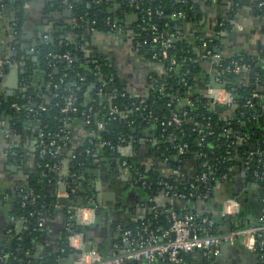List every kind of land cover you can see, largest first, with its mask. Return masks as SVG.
I'll return each mask as SVG.
<instances>
[{
    "label": "trees",
    "instance_id": "trees-1",
    "mask_svg": "<svg viewBox=\"0 0 264 264\" xmlns=\"http://www.w3.org/2000/svg\"><path fill=\"white\" fill-rule=\"evenodd\" d=\"M79 1H56L57 5L63 4L71 7L72 19H75V29L70 31V34L74 40L70 41L66 38L67 35L56 36L52 40L49 39L36 46L34 52L38 60L37 68L42 73L45 84L49 85L51 93H53V86L57 85V98H50L48 101L40 98L38 94L42 91L38 92L35 85L32 84L30 61L24 56L23 61L19 62L23 55L17 46L11 56L0 55L1 58L9 59L24 71V73H20L18 79L22 91L13 96H7L0 92V123L9 119L10 137L20 134L24 123L33 121L39 126L37 133L42 131L45 139H54L56 142L62 143L65 134L64 124L67 121H64V116L58 108L54 107V104L62 105L60 97L67 94L72 81L75 80L78 83L80 78L83 81L79 82V91L75 93L78 111L90 107L99 113L97 118H91L89 125L84 124L89 132L90 140L93 139L92 143L87 142L85 146L73 151L70 142H68L67 150L57 160H52L47 156L40 159L36 150V172L30 177L25 189L16 193L10 202L11 217L14 220H23L25 228L17 236L12 237L9 250L0 248L3 256L0 264H15L14 261L17 258H19L18 260L21 258L22 264L33 263L24 255L34 244L37 245L45 240V225L42 228H37L38 218L43 217L46 223L55 210V205H53L55 198L50 197L44 188L51 189L50 192L53 195L56 182L64 180L73 203L84 197L85 195L81 191L85 190V181L73 182L70 175L84 174L86 168L92 163L91 158L96 147H100L99 143L102 141L115 147L113 151L109 149V146L102 147L103 155L112 161H126L131 166V172L137 170L144 178V186L134 187L142 192L148 202V208L154 206L155 201L161 196L165 182L175 186L177 192L189 189L191 179L189 176L174 177L169 173L178 166L179 172L182 173L184 165L192 163L194 169L191 176L193 174V176L199 177L205 174L207 183L214 188L220 184L217 182L223 175L228 178L224 185L228 184L238 159L243 157L245 151L254 149L255 152H260L261 156L258 158L262 159L261 163H256L258 158L255 156L251 168L244 173V183L250 189L247 193L248 196L239 202L240 211L236 217L237 228L254 225L255 219L264 214V51L255 54L240 51L234 56L225 55L223 54V41L227 35L232 33L231 21L234 17L232 11H237L244 4L254 7L261 1L249 5L244 0H232L233 4L229 6L231 12L220 16L215 24L214 32H218V34H215L213 38L204 34L199 36L193 44L179 36L167 51L166 59L160 57L161 48L153 45L149 40L151 32L147 29L151 25H155L157 32L165 34L180 32L179 26L182 24H198L205 14L206 7L201 0H185L184 2L179 0H135L140 7L139 11L128 6L129 0H119L121 7L116 11L109 9L106 0H101L100 3H95V0H81L82 3ZM262 2L264 3V1ZM222 4L223 0H217L215 5L219 7ZM20 6L21 0H0V9L12 13L8 17V33H15L16 36L19 34L20 27V15L18 14ZM147 11L151 12L150 19L145 16ZM254 12L264 16V7L261 8V11ZM174 13H181L184 18L174 20L172 18ZM131 15L136 16L133 23L130 19ZM129 20L132 27L127 30L123 22ZM116 24L122 25L124 31L130 34L133 45L136 43L141 45L138 48L139 56L158 68L156 72L152 73L149 80L150 88L142 96L134 97L124 89L116 71L103 56L87 59L81 50V37L84 31L107 34ZM209 38L212 39L210 43L208 42ZM202 41L207 44L206 50L222 55L223 69L231 66V62H236L240 67H246L247 71L237 74L224 72L221 75L220 69L215 67L213 74L204 73V62L198 60ZM66 53L70 55L72 61L70 64L62 60L56 62L52 57ZM153 56H156V59H153ZM172 60L175 61L174 65L170 64ZM9 68L10 65L5 66L3 76L8 73ZM214 76L220 77L224 82L225 89L232 93L234 104L230 108L213 105L211 99L204 93L205 89L211 86ZM60 78L63 79L61 85L59 84ZM98 92L100 95H97ZM254 92L262 95L263 99L251 98ZM247 101L251 106L246 105ZM27 103L32 107L43 106L46 110L37 112L36 116L27 115L25 109ZM13 104L18 105L20 110H14ZM112 108L122 112L123 118L107 120L106 115ZM172 113H176L180 117L181 125L163 129L160 123L168 120ZM69 117L72 120H80L79 115H70ZM99 121L105 123L103 130L96 128V122ZM2 129L3 127L0 125V133ZM133 129H135L134 133ZM148 129L152 130L154 133L152 135L158 140L156 147H152L156 159L161 161L165 156L168 158L164 166L168 171L166 175L159 171V165L152 164L149 167H141L133 163L130 158H121L118 154L120 147L135 140L139 136V132ZM47 134H49L48 137ZM160 134L172 136L173 141L169 143L168 138L160 137ZM234 134L243 136L242 145L236 143ZM184 145L185 148L181 154L174 149V147H183ZM87 149L91 150L88 155L86 154ZM10 151H13L14 159L18 160L19 156L14 144ZM67 154L69 161L66 163V169H68L69 176L65 171L62 174L63 177L61 170ZM200 155H204V157H200ZM54 163L60 166L59 170L51 168ZM45 165L48 166L45 167ZM254 171L262 175V180L255 179ZM194 187L198 191L204 189V185L200 182H195ZM28 192L37 196L33 203L29 201L23 203L21 200V197ZM168 209V204L164 207L149 208L143 222L151 223L153 229L166 230L169 227ZM174 209L176 210V208ZM138 225L140 222L123 228V230ZM70 229L73 232L85 230L78 225H74L73 228L70 226ZM198 233L203 232L199 230ZM69 235L68 232L64 233L56 248L51 247L49 256L38 264H49L58 255L69 256L71 252L67 246ZM118 245L119 251L124 248L120 242ZM256 255L259 264L262 263L264 248L258 249Z\"/></svg>",
    "mask_w": 264,
    "mask_h": 264
},
{
    "label": "crops",
    "instance_id": "crops-1",
    "mask_svg": "<svg viewBox=\"0 0 264 264\" xmlns=\"http://www.w3.org/2000/svg\"><path fill=\"white\" fill-rule=\"evenodd\" d=\"M56 1L21 0V6L18 10L20 27L17 36L13 35L12 32L8 33V17L12 14H10V11L5 10L2 12V20L0 22V47H2L0 55L3 57L11 56L14 53V48L18 47L19 52L23 55L22 57L24 58L25 56L30 61L32 84L35 85L38 92L42 91L38 95L44 101L50 99L51 93L49 85L45 84L43 75L37 68L38 60L32 50L35 51L36 46L42 43V38L45 35L51 40L56 36L61 37L62 35H67L66 38L70 41L74 40L70 31L75 29V25L72 19L63 17V11L69 9L70 6L57 5ZM244 1L250 5V3L264 0ZM224 2L219 7L211 5L208 10L205 9V14L198 24L187 23L179 26L181 38L193 44L199 36L204 34L212 36L218 18L231 12L230 4ZM106 3L112 11L119 10L121 7L119 0H106ZM232 14L234 16L231 21L232 33L227 35L223 41V54L234 56L240 51H247L250 54L264 51V16L251 11L248 4L242 5L237 11H232ZM130 19H132L131 22L133 23V15H131ZM131 22L130 20L123 22L127 30L132 27ZM128 25H131V27L128 28ZM62 26L65 27L64 32H57V28ZM52 32L57 33L52 35ZM81 41V50L85 56L91 55L96 48L106 51L103 57L116 71L124 89L129 94L138 97L148 91L150 88L148 83L152 73L156 72L158 68L153 63L139 56L138 51L133 47L130 34L124 31L123 26L119 33L101 34L84 31ZM203 62L204 73L213 74L216 67L215 63L210 60ZM16 69H20V67L16 65L10 67L8 73L3 77L0 83L1 93L15 95L22 91L18 84L19 82H16V78L11 74ZM20 73L18 74V79ZM204 93H206V89ZM64 126V138H66L67 143L70 142L73 151L90 142L89 132L80 120L68 121ZM2 127L3 129L0 133V248L9 250V243L12 237L17 236L25 228L23 220H14L11 217L10 202L16 193L25 189L30 177L36 172V134L39 126L33 121L24 123L22 132L15 135V137H10L9 119H6ZM133 130L135 132V129ZM152 134L154 133L150 129L139 132V136L135 140L119 148L118 154L121 158H130L133 163L141 167H149L152 164L159 165V171L166 175L168 171L164 168L165 165L154 156L151 143ZM12 144L17 149L18 160H15L10 155L9 148L12 147ZM91 159L92 163L86 170H95L97 174H87L86 170L84 171V189L93 191L88 193V197L102 196L100 199V204L102 205L100 210L95 212L94 223L87 226L90 229L81 231V233L86 251L94 250L103 257H109L119 251V242L123 244V228L143 222L149 208L164 207L167 203L164 197L159 196L153 204L154 206L148 208V202L142 192L131 184L125 167L119 161H112L103 155L102 147H96ZM67 161H69L68 154L62 165L61 176H63L62 174L65 171L66 175H68V169H66ZM241 168V162H238L232 171L228 184L225 183L224 185V182H221L212 192L209 202H192L187 207L178 206L174 210L175 207L170 206V209L178 216L192 214L196 218H209L214 225L211 230L207 229L206 232L208 233L228 231L230 229V220L225 221L220 213L223 200L232 196L233 192H237L239 196L246 191L249 192L248 186L244 183V174ZM193 169L192 163L184 165L181 170V176H191ZM57 185H55L53 195L50 192L51 189L44 188V191L50 194V197L55 198V193L58 191ZM52 187L54 188V185ZM111 192L115 196L113 199H109L108 202L103 196ZM107 203L109 204L107 205ZM54 208L52 217L44 224L45 240L37 245L34 244L25 253L24 257L32 261L41 262L47 257L44 254L48 253L49 256L51 247L55 249L60 243L63 234L67 232V227L70 228V226L76 225L72 215L64 211V208H61L58 204H55ZM258 219H255L256 223ZM200 230L204 232L205 228L203 227ZM75 252L77 251L71 250L69 256L58 255L49 264H73L79 255L76 256ZM214 255L215 259L212 262H210L211 260L208 257H203V263L259 264L256 253L246 249L241 242L237 245L234 243L223 244ZM34 256L38 257L34 258ZM18 259L14 263L22 264L21 258L20 260ZM181 259L182 264H201L199 255L193 252L186 253ZM125 264L164 263L160 261L148 263L145 260H140L126 262Z\"/></svg>",
    "mask_w": 264,
    "mask_h": 264
},
{
    "label": "built area",
    "instance_id": "built-area-1",
    "mask_svg": "<svg viewBox=\"0 0 264 264\" xmlns=\"http://www.w3.org/2000/svg\"><path fill=\"white\" fill-rule=\"evenodd\" d=\"M180 2H184L185 0H179ZM225 3L230 5L233 4L232 0H224ZM223 1V2H224ZM101 0H95V3H100ZM201 2L206 5V7H210L211 5H215L217 0H201ZM128 6L132 9L139 11V5L135 2V0H129ZM238 6V4H236ZM264 7L263 2H259L256 6L249 8L251 11H261V8ZM71 9V7L69 8ZM2 9H0V22L2 20ZM151 12H146L147 19H150ZM174 20L183 19V15L181 13H174L172 15ZM73 24L75 25V19H72ZM122 25H113L110 33H119L121 32ZM151 32V37H149L151 43L155 46H159L161 48L160 57L162 59L167 58V51L172 47L173 42L180 36V32H173V33H159L155 25H151L148 28ZM15 33H13L14 35ZM218 34V32H214L211 36ZM209 38L208 42H212V39ZM43 43L49 40L47 35L43 36ZM203 42V41H202ZM206 43H202L200 47V52L198 56V60L205 61L210 60L215 63L216 68L220 69V74L222 75L224 72L229 73H240L247 71V68H242L237 65L236 62H231V66L222 68L221 61L222 55L218 52H213L211 50H206ZM136 51L141 46L140 44L136 43L133 45ZM102 51V54L98 52H93L91 55L86 56L87 59L93 58L95 56H103L106 54L104 49H99ZM34 53L35 51L32 50ZM56 62L60 60L66 61L70 64L71 58L68 53L64 55H54L52 56ZM153 59H156V56H153ZM23 61V57H20L19 62ZM171 65L175 64V61L172 60L170 62ZM10 65V67L16 65L12 63L9 59H3L0 57V83L3 79V71L5 70V66ZM17 66V65H16ZM97 68V67H96ZM83 81L82 78L79 79V82ZM214 84L217 85H224L222 79L218 76H215L212 80ZM79 82L77 83L75 80L70 83V88L67 91V94L60 97L62 99V105L58 103L54 104V107L59 109V112L64 116V121L68 122L71 121L70 115H79V119L85 125H89L91 123V118H97L98 112L92 110V108L84 109L82 111H78L76 102L77 97L75 93L79 91L80 85ZM63 83V79H59V84ZM225 86V85H224ZM57 85L53 86V93H51L50 98H57L58 93L56 92ZM189 94V93H187ZM97 95H100L98 92ZM206 95L211 99L212 104L215 106H225L230 108L234 104V99L232 93L228 92L225 87L224 88H215L213 84L206 88ZM251 98L262 100L263 96L258 93H252ZM188 103V101H187ZM247 106H251L250 102H246ZM30 106L29 103L26 104V112L27 115L36 116L37 112H44L46 109L43 106ZM14 110L19 111L20 107L16 104L12 105ZM107 120H115V119H122L123 113L119 112L117 109L112 108L107 113ZM156 121V120H154ZM182 121L180 117L176 113H172L170 118L164 122L160 123V126L164 128H171V127H179ZM0 123V125H2ZM105 123L102 121L96 122V128L98 130H103ZM163 131V130H162ZM47 137L49 134L46 135ZM160 137L168 138L169 143L173 141L172 136H165L164 134H160ZM234 138L237 144L242 145L244 142L243 136H239L238 134H234ZM93 140V139H92ZM90 140L89 143H92ZM151 143L152 146L156 147L158 143L155 136L151 135ZM202 140V139H201ZM200 140V141H201ZM67 141L64 138L62 143L56 142L54 139H45V135L42 131H39L36 134V150L38 151L39 158L42 159L44 157H48L52 160H57L61 154L67 150ZM100 147L109 146L111 151L114 150V146H111L108 142H100ZM11 148V147H10ZM9 148V149H10ZM183 147H174L179 154L183 153ZM91 150H86V154H90ZM158 152V147H157ZM229 153L228 151L226 152ZM10 155L14 156L13 151H10ZM258 158L261 156L260 152H255L254 149H250L249 151H245L243 153V157L238 159V162H241L243 174L251 168V163L254 157ZM200 157H204V155H200ZM162 164L165 165L168 161V158L165 156L161 160ZM262 159H256V163H261ZM122 164L123 167L127 170L131 184L134 186H144L145 181L144 178L139 174L137 170L131 172V166L127 164L126 161L119 162ZM48 165H45L47 167ZM53 170H59L60 166L57 163H54L51 167ZM179 166L169 171L170 175L174 177H183L179 172ZM192 173V171H191ZM69 176V173H68ZM253 176L256 180H262V175H259L256 171L253 172ZM73 182H83L84 178L83 175H70ZM189 182V189L184 192H177L175 186H171L168 183H163V191L161 192V196L164 197L166 203L169 206L167 210L168 216L167 220L169 223V227L166 230H158L157 228H151V223L149 222H141L140 225L135 226L133 228H129L126 230H122V242L124 244V248L115 254L109 257H103L98 254L94 250H85V244L83 242V237L81 232H73L69 227H67V232L70 234L67 237V246L73 250L79 252L78 257L76 258L73 264H125L126 262L130 261H140L145 260L148 263H152L154 261H160L164 264H182L181 254L189 253L193 251L199 252L203 257L207 258L209 254L217 253L219 247L223 244H232L236 242H241V244L248 249L256 253L258 249L264 248V214L260 215L258 219V223L254 225H250L244 228H237L236 224V217L240 211V203L235 198H226L223 200L221 204V216L225 217L228 216L230 218V229L223 233L217 232H206L207 229L211 230L213 228V222L207 219H200L197 220L194 215L187 214L185 216H178L173 210L170 209V206L174 205L175 201L179 202H186L188 204L192 202H202L207 203L210 200V196L212 192L217 187H212L210 184L207 183V178L205 174L200 175L199 177L192 176L190 177ZM227 176L223 175L218 179L217 184L221 182H225L227 180ZM192 180V181H191ZM59 182V183H58ZM195 182H200L204 185L203 191H198L194 187ZM58 183V185H57ZM58 191L55 193V204L64 208L66 212L71 214L72 211L75 212L74 221L78 222V226L84 227L94 223L95 221V212L96 208L92 207H84V206H76V203H73L70 199V194L67 189V183L62 180H58L56 184ZM64 186V187H63ZM248 186V185H247ZM255 186V185H254ZM249 188V186H248ZM63 189H65L63 191ZM250 189V188H249ZM57 190V189H56ZM73 192V190H72ZM88 197V196H87ZM37 196L32 195L31 192L24 194L21 197L22 202L29 201L33 203ZM62 200V201H61ZM79 200V199H78ZM77 202V201H76ZM175 210V209H174ZM181 217L182 219L179 221L178 218ZM45 224V219L43 217H39L37 221V228H42ZM205 228L204 232L199 234L198 231L202 228ZM72 228V226H71ZM3 258L0 252V260ZM264 264V259L262 263Z\"/></svg>",
    "mask_w": 264,
    "mask_h": 264
},
{
    "label": "water",
    "instance_id": "water-1",
    "mask_svg": "<svg viewBox=\"0 0 264 264\" xmlns=\"http://www.w3.org/2000/svg\"><path fill=\"white\" fill-rule=\"evenodd\" d=\"M75 2H76V0H74ZM79 3H82V1L80 0L79 1ZM225 3V2H224ZM205 9L206 10H208L209 9V7H205ZM63 17L64 18H67V19H72V17H73V13H72V10L71 9H67V10H65V11H63ZM133 17H136V16H133ZM128 28H130L131 27V25H128L127 26ZM64 30H65V27L64 26H62V27H58L57 28V32H61V33H63L64 32ZM56 31V30H55ZM57 32H52V35H55ZM51 36V35H50ZM96 50V51H95ZM94 51L95 52H98V53H100V54H102V51H100L99 49H95ZM2 51V47H0V52ZM90 59V58H89ZM24 73V71H22V70H20V69H16L15 71H13L11 74H12V76L13 77H15L16 78V82L18 81V74L19 73ZM211 83L214 85V87L215 88H224L225 86L224 85H217V84H214L213 83V81H211ZM7 96H13V94H10V93H7ZM133 132H134V130H133ZM241 171H243L242 170V168H241ZM86 173L87 174H97V172L95 171V170H86ZM64 187V186H63ZM65 189H63V191H64ZM92 190H82L81 191V193L82 194H84L85 196L84 197H82L81 199H79V200H77V202H76V206H84V207H92V208H96V210L97 211H99L100 210V208H101V205L102 204H100V199H101V197L102 196H100V195H97V196H92V197H87L86 195H88V193L89 192H91ZM93 192V191H92ZM247 191L246 192H244L243 194H241L240 196H239V194L237 193V192H233L232 193V196H229L230 198H235L238 202H240L241 200H242V198L243 199H245V197H247L248 195H247ZM89 196V195H88ZM114 193L113 192H111V193H108V194H105L104 196H103V198H106L107 199V201L109 202V199H113L114 198ZM62 201V200H61ZM106 204V203H105ZM109 203H107V205H108ZM53 205H55V203L53 204ZM190 204H187V203H185V202H179V201H175L174 202V207L176 208V207H178V206H189ZM74 214H75V212L74 211H72L71 212V215L72 216H74ZM182 218L181 217H179L178 218V220L180 221ZM223 219L225 220V221H229L230 220V218L228 217V216H225V217H223ZM76 223V225H78V222L77 221H75ZM72 228H73V226H72ZM83 229H85V230H88V229H90L89 227H87V226H84L83 227ZM234 244H239V242H236V243H234ZM193 253L194 254H197V255H199V259H200V262H201V264L203 263V261H204V258H203V256L202 255H200V253L199 252H197V251H193ZM74 254H76V256L79 254V252H75ZM185 254L186 253H184V254H181V257L183 258L184 256H185ZM44 256H48V253L46 254H44ZM29 257H31V256H29ZM38 256H34V258H37ZM78 257V256H77ZM208 258L211 260L210 262H212L214 259H215V255L214 254H209L208 255ZM32 264H38V262L37 261H33V263Z\"/></svg>",
    "mask_w": 264,
    "mask_h": 264
}]
</instances>
